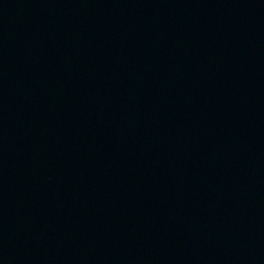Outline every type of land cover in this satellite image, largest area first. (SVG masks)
<instances>
[{
  "label": "water",
  "instance_id": "obj_1",
  "mask_svg": "<svg viewBox=\"0 0 264 264\" xmlns=\"http://www.w3.org/2000/svg\"><path fill=\"white\" fill-rule=\"evenodd\" d=\"M0 264H264V0H0Z\"/></svg>",
  "mask_w": 264,
  "mask_h": 264
}]
</instances>
